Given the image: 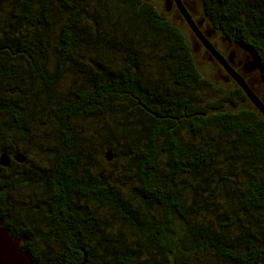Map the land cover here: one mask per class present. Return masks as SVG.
<instances>
[{"label":"trees","instance_id":"obj_1","mask_svg":"<svg viewBox=\"0 0 264 264\" xmlns=\"http://www.w3.org/2000/svg\"><path fill=\"white\" fill-rule=\"evenodd\" d=\"M56 1L65 9L58 25L48 0H0V154L9 155L8 164H0L3 227L22 237L20 247L33 264H264L259 110L253 104V110H233L224 97L197 98L209 81L193 47L149 0H103L104 16L96 18L101 28L92 39L83 28L87 14L95 17L87 2ZM199 1L222 36L252 53L249 62L256 61L264 82V0ZM73 64L78 82L65 95L59 84ZM38 109L39 119L51 110L56 125L53 155L41 169L40 197L17 200L12 193L26 174L6 179L2 171L25 158L9 148L18 134H28ZM116 115L131 183L94 168L83 146L97 135L81 142L73 125L76 118ZM101 126L108 143L101 157L112 163L106 154L118 155L119 147L113 130ZM208 127L233 139L226 157L236 159V148L244 149L248 171L233 205L219 200L228 197L231 178L219 175L220 188L212 181L217 142L194 141Z\"/></svg>","mask_w":264,"mask_h":264},{"label":"rangeland","instance_id":"obj_2","mask_svg":"<svg viewBox=\"0 0 264 264\" xmlns=\"http://www.w3.org/2000/svg\"><path fill=\"white\" fill-rule=\"evenodd\" d=\"M80 2L81 0H77ZM159 11L164 12L167 18L173 21L175 24L179 26V28L183 31L184 35L188 38L190 44L192 45V37L190 31L186 28L184 22H181L177 17H175L172 13L167 12L164 9V2L162 0H149ZM87 2L86 6L91 10V15L94 17V20L87 14L84 18L89 20V22H84V30L86 32L87 37L92 39L93 36H98V31L100 30V25H97L96 18L103 17V0H82V3ZM48 4L50 6L51 11H53L52 16L54 17L56 25L63 20L65 16V9L56 1V0H48ZM195 14H202L201 5L199 0L196 1V5L192 7ZM100 20V19H98ZM101 22V20H100ZM104 22H102V25ZM55 34L53 33L51 37V43L55 42L54 40ZM53 46V45H52ZM88 47H91L88 45ZM193 52L195 56L196 64L205 79L209 81V84L203 87V89L199 88L196 92V97H203V99H209V102H216L219 98H226L225 107L233 108V110L238 109H249L253 110L252 103L248 99L242 98V96L235 91V83L231 80L223 81L221 77L218 75L216 71L215 65H213L210 61L207 60V56L203 55L201 49H197L196 45H193ZM232 47H235L232 45ZM236 48V47H235ZM227 54V58L230 55V51L225 53ZM86 58V57H85ZM84 58V59H85ZM89 61V57H87V62ZM85 67V64H82ZM74 64L71 66H67L68 70L64 73L62 79V84H59V87L62 89L63 94L68 93V89L71 85H75L78 82V79L75 78L76 70L72 71ZM140 68H143L141 65ZM153 72L151 75L158 79V74L154 67H149ZM249 74V73H248ZM248 78H252V85L255 86L259 94L264 97V82H257V78L259 74L257 72L251 73L247 75ZM75 78V79H74ZM206 92L208 96H206ZM66 95V94H65ZM233 100L235 102H232ZM231 101V102H230ZM202 102V101H200ZM40 109L36 110L33 113V117L31 119V123L29 126L28 134L22 138L18 134V136L11 141L12 147L9 148L10 153L12 155H17L18 153H22L25 158L22 159L21 162L15 163L9 166L2 171L3 177L6 179H16V177L26 174V179L21 181L23 185L22 187H18L13 191V198H17V200L25 197V199L40 197L41 188L39 186V180L41 176V169L47 168L51 162L53 151V145L55 143L56 136V125L53 122L51 110L47 111L45 109L43 111L42 119L37 118ZM40 114V113H39ZM121 116H105L103 118H91V119H81L76 118L73 120V125L75 130L80 138V141L83 142L85 137L93 134L97 135L95 142L92 144L85 145L84 148L91 152V160L92 165L98 171H101L103 174L110 173L113 176L114 180L121 183H131L133 181V167H129L130 158L125 155L123 152L124 145H126V139L124 134L114 128V125L121 120ZM102 122L106 123L109 128L113 130L114 133V141L118 145V155L112 154L110 159H114L112 163H106V161L102 160L101 157V149L104 145L108 144L107 139L104 137V131L102 128ZM216 130L212 127H208L205 130V133L200 136H195V143L201 142L204 138H210L213 141L217 142L218 146V154L216 156V166L213 171V184H217L218 188L222 187L221 183L217 182L219 180V175H223L226 177H230L229 182L231 183L229 187L225 190V193L228 194V197L225 198L223 195L219 198V200H224L223 203L227 205H233V203H237L236 201L242 197L243 193V184H244V172H247L248 166L246 167L243 163V158L245 157V153L243 148H236L238 153L235 156L236 159H231L225 156L227 146L232 144L233 139L220 138ZM184 139L188 137L187 133H184ZM205 134V135H204ZM186 137V138H185ZM17 153V154H16ZM115 155V156H114ZM9 157V155H8ZM188 178L187 176H185ZM194 182V180H191ZM244 220V219H243ZM20 245V244H19Z\"/></svg>","mask_w":264,"mask_h":264},{"label":"flooded vegetation","instance_id":"obj_3","mask_svg":"<svg viewBox=\"0 0 264 264\" xmlns=\"http://www.w3.org/2000/svg\"><path fill=\"white\" fill-rule=\"evenodd\" d=\"M196 1L197 0H162V2H164V9L166 11L172 13L175 17L181 20V22H184L186 28L190 31V34H192V46L196 45L197 49L202 50L203 55L207 56V60L210 61L213 65H215L216 71L223 81L232 80L235 83V81L228 74L223 65L212 55V53L205 47L199 37L187 24L177 7V3H180L189 13L193 23L195 24L197 29L202 33L203 37L210 43V45L225 58L231 68L238 72L244 78V80L247 82L248 86L253 90V92L264 101V97H262L255 88V86L252 85L253 79L247 77V75L257 72L256 68L253 70H248L249 59H252V53L249 50H246V48H244L242 45L235 44L234 42L222 36L219 31L210 24L209 19L206 17V15H204L203 13L198 15L195 14V10H193L192 7L196 5ZM162 13L164 14V12ZM232 45H234L236 48L232 47ZM227 50L228 52L230 51V58L229 56L227 58V54H225ZM257 82H261V79L257 78ZM239 89L240 90L237 91L241 95H243L244 99H247L248 97L245 95L242 89Z\"/></svg>","mask_w":264,"mask_h":264},{"label":"water","instance_id":"obj_4","mask_svg":"<svg viewBox=\"0 0 264 264\" xmlns=\"http://www.w3.org/2000/svg\"><path fill=\"white\" fill-rule=\"evenodd\" d=\"M177 7L182 14L183 18L190 26V28L194 31V33L199 37L205 47L212 53V55L223 65L228 74L233 78V80L238 84V86L242 89L245 95L248 97L250 102L254 107L259 110V112L264 117V103L263 101L253 92V90L248 86L247 82L244 78L236 72L225 58L215 50L210 43L203 37L202 33L197 29L195 24L193 23L189 13L185 10V8L179 3H177ZM230 58V56H229ZM257 67V63L255 60H251L249 62L248 70H253ZM110 153L106 154L107 158H110ZM19 161L23 158L21 156L17 157ZM0 164L7 165L8 164V156L5 153L0 154ZM22 241V237L13 238L12 235L8 232L6 228L3 227V220L0 217V264H33L30 258L27 256L25 251L20 247V242Z\"/></svg>","mask_w":264,"mask_h":264}]
</instances>
